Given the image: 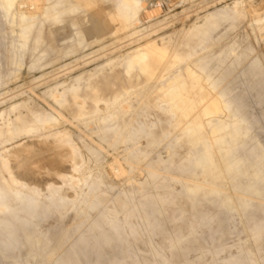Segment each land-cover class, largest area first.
I'll list each match as a JSON object with an SVG mask.
<instances>
[{
  "label": "rangeland",
  "instance_id": "obj_1",
  "mask_svg": "<svg viewBox=\"0 0 264 264\" xmlns=\"http://www.w3.org/2000/svg\"><path fill=\"white\" fill-rule=\"evenodd\" d=\"M0 190V264L24 252L17 190L54 204L22 264H264V0H0ZM220 199L245 231L205 244Z\"/></svg>",
  "mask_w": 264,
  "mask_h": 264
},
{
  "label": "bare ground",
  "instance_id": "obj_2",
  "mask_svg": "<svg viewBox=\"0 0 264 264\" xmlns=\"http://www.w3.org/2000/svg\"><path fill=\"white\" fill-rule=\"evenodd\" d=\"M89 7L93 11V14L96 18L100 20L104 19V15L106 13L105 9H103L100 6L94 5L92 3L89 5ZM3 8H4V12L8 13V8L6 7V5H4ZM106 21L108 25L109 23L112 22L110 17H108ZM27 41H28V35H27V32H25L22 35V43H21V47L24 50L23 52H25ZM151 55H152L153 63H157L163 58V56L160 53L155 52V51L151 52ZM23 58H24V53H22L19 61H21ZM142 59H144L143 56L141 57V60ZM144 71L147 74L152 75L154 73L153 65L145 66ZM224 107L229 108V102H225ZM261 113H263V111H261ZM253 114L257 118L258 115L260 114V111L256 110L254 111ZM243 122H244L243 118H241V116H238V120L235 123L236 133L242 132L243 124H244ZM248 127L250 126L248 125ZM130 135L131 134H128V136ZM243 148H244L243 143L232 144L231 148H229V153L233 155V159L230 163L229 169L240 170V167L242 166L243 155H244ZM208 150L209 148L205 147L204 152L201 155H199V157L196 160L198 162L206 161L208 159V152H209ZM254 165L257 166L258 162H255ZM257 178H258L257 176L254 177L253 183L258 181ZM13 196L20 206V215L18 219L22 224L28 225L29 229L23 235L21 239H18L16 241V247L17 248L21 246L24 247V252L18 251L16 254L10 257L8 262L5 264H22L23 259L26 256L30 255L35 250V248H37V245H38V242L34 238V235L37 233V227H35L33 223L34 219L36 218L45 219L47 216L52 214L54 204L51 203L47 205L45 208L40 209L39 207H37V202H36L37 196L35 195H27V194L22 193L21 190H17L13 193ZM60 200L62 201L64 200L63 196H60ZM213 205L216 209V212L214 213L204 212L202 216L207 221V224L209 226V231L207 235L204 238H202L203 243L208 244V243L214 242L216 241L217 236H225L226 234L241 235L245 231L244 221H243L242 216L241 217L239 216V218H236L235 215L231 214L230 205H228L225 200H222V199L215 200ZM10 209H11L10 204H8V202L5 200L4 194L0 190V211H9ZM125 222H127V219L113 222L112 226L116 234L120 235V231L122 229V226L125 224ZM262 229H264V221H254L250 227V231L252 232V235L254 238H257V236L259 235ZM128 231L139 233L137 226L134 224L128 225ZM190 236H193L192 232L190 233ZM131 257L134 258V256L131 254L130 251L120 249L118 251V257H115L114 260L112 259L110 261V264H126L125 262L127 261L126 259H129ZM246 261H251V258L248 256L246 258ZM69 264H77V262H71ZM82 264H103V258L100 256H96L93 259L86 258Z\"/></svg>",
  "mask_w": 264,
  "mask_h": 264
}]
</instances>
